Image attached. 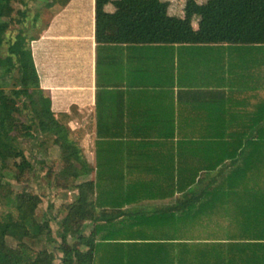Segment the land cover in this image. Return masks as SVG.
Instances as JSON below:
<instances>
[{
    "label": "trees",
    "instance_id": "trees-1",
    "mask_svg": "<svg viewBox=\"0 0 264 264\" xmlns=\"http://www.w3.org/2000/svg\"><path fill=\"white\" fill-rule=\"evenodd\" d=\"M82 1H71L67 18L76 28L94 27L92 64L85 87L60 93L74 107L94 103L95 161L85 159L41 88L20 29L8 58L31 88L0 89L4 109L23 100L15 118L0 121V203L12 207L0 212V264H246L248 245L255 264H264V0H187L182 16L169 14L162 0H146L160 18L140 21L118 12L116 0ZM10 2L0 0V14ZM10 27L0 21V44ZM38 133L67 147L46 146L40 169L56 172L63 156L58 173L65 178L94 170L86 181L91 202L80 193L48 214L57 203L46 209L29 188L34 158L22 146ZM220 176L255 194L248 237L208 229L211 218H223L234 230L205 209ZM54 216L80 225L59 237Z\"/></svg>",
    "mask_w": 264,
    "mask_h": 264
},
{
    "label": "crops",
    "instance_id": "crops-1",
    "mask_svg": "<svg viewBox=\"0 0 264 264\" xmlns=\"http://www.w3.org/2000/svg\"><path fill=\"white\" fill-rule=\"evenodd\" d=\"M71 1L73 0H70V3ZM70 3L63 6L62 2L58 0H45L40 3L41 6L39 7V5H35L33 0H11L10 6L12 9L9 10L8 8L5 12L2 10L0 14L1 22L5 19L11 21V27L6 33L7 42L0 44V89L6 93H17L20 89L31 88L29 85L20 83L18 70H14L16 65L14 58L12 60L8 58L10 39H14L21 29L27 39V47L31 51L33 62L40 74V86L53 97L54 108L63 112L67 121H72V115L77 114L79 116L80 112L77 110L80 106H94V103L74 101L76 103L74 107L72 106V100L68 97L69 95L65 92L62 93L67 89L82 88L84 86L83 81L88 78L89 65L92 64L90 62L91 53L94 54L96 44L94 27L91 31H89L88 26L86 28H76V21L67 18ZM38 14L43 17L42 23L40 21L36 22ZM84 16L89 17L88 11L84 13ZM30 32L31 36L28 35ZM61 91L62 93H60ZM22 103L23 100H16L13 103L7 102L6 104H9V106L6 107H10V109H4L5 107L0 105V121L15 118ZM3 137L4 134L0 131V138ZM230 170L228 169V171ZM211 180V177H205L204 183L207 184ZM213 185H217L218 191L215 188V192L205 194L204 198L207 201L205 209L208 206L210 211H214L215 215L226 217L224 220L226 223L228 221L232 222L234 230H229L228 225L221 222L223 218L220 220L211 218L208 229L212 230L213 227L214 231L219 232V234L227 231V233L234 232L235 235L242 237L247 234L251 235L253 226H255L252 205L255 194L243 192L239 186H235V177L225 178L220 176ZM145 204L149 205L148 202H145ZM238 243L246 244L248 242ZM253 246L248 245L251 250L244 253L248 258L245 261L246 264H255L253 261Z\"/></svg>",
    "mask_w": 264,
    "mask_h": 264
},
{
    "label": "rangeland",
    "instance_id": "rangeland-1",
    "mask_svg": "<svg viewBox=\"0 0 264 264\" xmlns=\"http://www.w3.org/2000/svg\"><path fill=\"white\" fill-rule=\"evenodd\" d=\"M45 0H33L35 5L41 6L40 3H42ZM59 2H62L63 6H66L70 3V0H58ZM167 3L168 5V13L171 15H177L182 16L184 15L185 6L187 3V0H162ZM197 1H204V0H197ZM116 7L118 12L122 11H128L135 15V19L140 21L142 18H153V19H159L160 18V10L159 7L156 5H153L146 0H116ZM64 9V8H63ZM38 13V9L36 10ZM213 17L215 19L220 17V10H215L213 13ZM40 21L43 22V17L41 14H38L36 18V22L38 23ZM193 26L195 28H201V23L197 20H193ZM32 32V31H31ZM31 32L28 34L31 36ZM80 112L79 116L72 115L73 119L72 121H66L67 126H69L73 131L72 133L76 138L79 139V145L83 149V152L85 154V159L88 162L95 161L94 158V138H95V115H94V106H80L79 110ZM90 116V118H88ZM71 117V118H72ZM92 118V119H91ZM46 139V140H45ZM45 140L46 144H41V141ZM55 149L59 150L66 149L67 147L62 141H58L57 143L54 141V139L47 135H42L38 133L36 138L31 139L30 141H23L22 146L25 148V151L28 156H30L33 159V163L35 165V170L31 175V179L28 183L29 188L32 189L35 193H38L42 195L43 201H44V207L46 209L49 208V205L56 201V207H53L49 210V215H53L54 213H57V207L59 205L68 203L75 199L80 193H84L88 199L89 202L93 199V193H90L87 191L86 188V181L88 179H91L94 177V170H91L90 172L81 174V175H74L71 178H65L61 173H58V171L62 168V164L64 162L63 156H60L56 159L54 164V169L56 172H48L46 170L40 169L39 164L37 163V158H42L46 156L47 150L46 146L53 145ZM8 176L12 175V171L8 170L7 172ZM16 191L20 190V187L15 184ZM12 207L10 205H7L5 203H0V212L2 211H8L11 210ZM62 215V213H61ZM55 217V216H54ZM51 225L53 227L54 232H57L59 234H62V232L65 230L68 232L72 230L73 228L78 227L80 223L74 222V223H68L64 224L62 222L61 216H56L53 220H51ZM88 229V227H87ZM8 249V247L6 248ZM59 260V259H58Z\"/></svg>",
    "mask_w": 264,
    "mask_h": 264
}]
</instances>
